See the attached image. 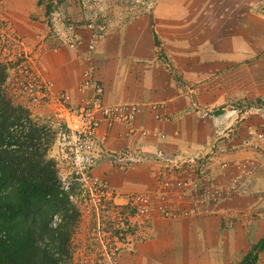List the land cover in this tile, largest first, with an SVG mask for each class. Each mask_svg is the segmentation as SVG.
<instances>
[{"label":"rangeland","instance_id":"rangeland-1","mask_svg":"<svg viewBox=\"0 0 264 264\" xmlns=\"http://www.w3.org/2000/svg\"><path fill=\"white\" fill-rule=\"evenodd\" d=\"M29 1L35 9L29 19L42 24L46 32L36 34L33 43L25 31L23 33L17 27L15 9L10 7L12 0H0V123L4 110L8 123H11L12 116V119H18L8 125L6 131L11 133L8 135L17 142L16 145L3 143L0 147L6 152L15 150L11 155H2L4 162L10 165L4 169L5 178L0 170V179L4 180L2 183L6 178L9 180L6 188L2 185L6 194L9 190L11 193L17 180L45 186V181L51 177L56 191L53 197H47L55 198L56 203L53 209L50 203V208L37 205L39 208H32V214L24 223L21 219L18 223L38 227V222L44 221L40 225L60 233V238H55L56 244L61 242L64 245L61 248L57 245L56 264H121L124 256L134 254L136 246L148 239V228L153 219H193L219 212L223 221L219 230L224 233L214 230L204 236L211 240L210 258L223 264H249L246 258L254 254V264H264V249L254 250L260 241H264V161H261V149L252 136L253 132L264 135V0ZM138 18L151 25L154 52L168 65L172 58L186 62L188 54L197 59H206L211 53H219L221 57L234 56L235 48L240 49L243 60L230 67L229 73L223 77L227 99L222 106L211 112L199 105L193 106L194 112L201 117L221 115L225 122L209 144L208 151L177 152L176 158H170L176 166L169 165L171 173L166 176V181L170 185L161 186L162 191L157 188L153 175L161 168L160 161L153 157L155 152L146 160L124 169L119 168L115 160V154L122 151L105 152L100 157L99 161H107L122 171L144 162L154 165L149 172L152 190L122 193L112 184L100 180L116 194L118 206L125 205L133 195L149 197V210L144 217L145 228L141 235L130 227L117 228L120 219L116 211L107 208L100 211L91 189L62 184L64 172L55 164L49 148L51 141L41 136V120L37 121L41 110L30 111L25 94L20 90L21 84L27 80L33 82L37 73L42 76L38 58L48 46L54 47V51L80 48L69 46L70 26H76L82 42V35L89 37L94 24L104 25L105 39L112 30L128 26ZM94 51L91 53L93 64ZM86 54L85 48V57ZM32 61L37 73L30 76L25 70H32ZM215 191L218 195L213 200L211 194ZM208 193L209 201L203 202ZM219 205L223 207L221 210ZM123 230L124 234L119 237ZM112 231L117 234L113 236ZM240 231L242 241L234 247L229 240L235 241L238 236L240 239ZM184 243L186 246L182 247L190 248V242ZM195 247L196 253H201L197 252V241ZM208 252L187 258L181 264L204 262L200 258L209 255Z\"/></svg>","mask_w":264,"mask_h":264},{"label":"crops","instance_id":"crops-1","mask_svg":"<svg viewBox=\"0 0 264 264\" xmlns=\"http://www.w3.org/2000/svg\"><path fill=\"white\" fill-rule=\"evenodd\" d=\"M10 7L15 9L18 29L25 31L30 43L36 34L46 33L42 24L29 19L35 13L29 0H12ZM118 29L112 30L96 46L94 77L103 87L106 104H136L142 107V112L134 121V133L119 124L110 128L102 125L98 129L97 136L103 139L105 152L131 149L140 150L145 155L158 151L172 155L183 151H208L225 120L221 115L201 117L194 112L193 106L199 105L211 112L224 104L227 88L223 77L229 73L230 67L243 62L240 49L235 48V55L228 57L211 53L206 59H197L188 54L186 62L172 58L168 65L154 52V35L149 23L138 18V21ZM82 38L78 50L62 48L54 51V47L48 46L38 58L42 76L53 84L55 91L66 92L73 105L82 98L77 86L87 68L85 48L88 37L85 34ZM153 105L161 108L152 110ZM156 115L163 119L157 121ZM142 131L147 135L142 136ZM153 168L152 163L144 162L122 171L100 160L92 174L122 193H137L153 189L149 176ZM219 208L223 207L219 205ZM221 215L215 212L201 218L173 221L155 218L148 228V239L136 246L134 254L124 256L121 264H181L187 258H196L197 254L209 251L211 240L205 235L214 230L224 233L219 230L223 222ZM239 234L240 239L238 236L235 241L229 240L234 247L242 241V231ZM184 241L191 243L190 248L182 247L186 246ZM196 241L197 252L201 253H196ZM210 252L200 258L204 262L189 264H223L210 258Z\"/></svg>","mask_w":264,"mask_h":264},{"label":"built area","instance_id":"built-area-1","mask_svg":"<svg viewBox=\"0 0 264 264\" xmlns=\"http://www.w3.org/2000/svg\"><path fill=\"white\" fill-rule=\"evenodd\" d=\"M69 30L71 35L69 46L71 48L80 47L82 45L79 36L80 32L76 30V26L73 28L70 26ZM104 37V25L101 23L94 24L93 30L89 31L86 46L87 70L83 72L82 79L77 86V91L82 95L78 104L73 105L66 92L55 91L53 84L49 80L40 76V74L38 75L34 71L33 61L31 63L32 70L29 72V69L26 68L28 70H25V73L28 72L30 76L37 73L36 79L33 82L27 80L24 84H21L20 90L21 93L25 94L27 108L30 111L41 110V112H44L43 115H37V121L41 120V136L48 137L49 141H51L49 148L57 168L64 172L62 174V184H72L80 189H91V195L96 197L100 211L105 208L112 212L116 211V215L120 219V225L116 226L117 228L130 227L141 235L143 233L142 230L145 228L144 220L149 210V197L133 195L127 199L125 205L119 204L118 206L115 202L116 194L112 189L92 174L100 157L106 154L103 148V139L97 136L98 129L102 125L110 128L115 124H119L124 126L129 132L134 133V121L142 112V107L136 104H106L104 102V90L94 78L93 70L95 66L91 59V53ZM159 108H161L160 105L151 106V109L155 111ZM155 119L160 121L163 117L156 115ZM140 134L142 136L147 135L144 131L140 132ZM252 136L261 149V161L263 162L264 135L253 132ZM115 155V160L118 161L117 165L121 169L127 168L140 160L144 161L150 156L145 155L140 150L131 149L122 150V152ZM108 156L110 157V155ZM153 157L161 163V168L157 169L153 175L157 180V188L162 191L161 186L170 185L166 181V176L171 173L169 165L175 168L176 165L171 159L177 156L176 154L167 156L163 152L158 151L155 152ZM204 161L208 162L209 159L204 158ZM64 180H66L65 183ZM209 195V193L205 196L203 195V202L209 201ZM213 195L211 194V199L215 195L217 196L218 192L215 191ZM137 218H140V220L136 221ZM110 234L114 236L117 233L112 231ZM123 234L124 230L118 236L121 237Z\"/></svg>","mask_w":264,"mask_h":264},{"label":"trees","instance_id":"trees-1","mask_svg":"<svg viewBox=\"0 0 264 264\" xmlns=\"http://www.w3.org/2000/svg\"><path fill=\"white\" fill-rule=\"evenodd\" d=\"M4 111L3 122L0 123V147L3 143H11L14 145L17 143L9 136L11 133H6V131H8V125H13L14 121L18 119H12V116L11 123H8V118L4 116L7 113ZM13 151L15 150L10 149L9 152L0 150V170L3 178L7 176L4 169H8V165L10 164L4 162L5 158L2 157V155H11L10 153ZM3 181L4 180L1 178L0 264H56L54 253L59 252L57 245H59L60 248L64 245L61 242H59L60 244H56L55 238H60V233L47 228L46 225H40L44 221H39L38 227L23 224L27 216L30 215L33 210L39 208L37 205L40 204L42 207L50 206L53 209L56 203L55 198H52L54 196V190L56 191V189H54L56 188L54 179L49 177L48 180L45 181L47 182L45 186H41L39 183L34 184L27 180H17V184L11 188V193H9V190L6 194L3 193L6 189L2 190V187L4 186V188H6L9 180L6 178L4 183H2ZM48 182H50V184ZM47 196L52 197L48 198ZM49 203L50 205L48 206ZM33 215L36 219L37 215H35V212ZM19 219L23 221L22 224L18 223ZM262 249H264V241H260L254 248V250ZM255 259L256 256L250 254L246 258V262L254 264Z\"/></svg>","mask_w":264,"mask_h":264}]
</instances>
